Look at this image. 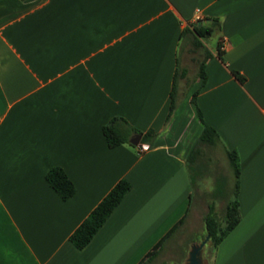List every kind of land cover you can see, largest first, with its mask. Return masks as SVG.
Listing matches in <instances>:
<instances>
[{"label":"crops","instance_id":"1","mask_svg":"<svg viewBox=\"0 0 264 264\" xmlns=\"http://www.w3.org/2000/svg\"><path fill=\"white\" fill-rule=\"evenodd\" d=\"M197 17L220 23L203 51L187 32ZM192 52L199 68L187 83ZM178 69L188 74L170 116ZM199 111L220 136L199 181L232 199L228 150L241 167V221L213 264H264V0H0V264H171L167 242L190 221L207 233L209 205L227 204L196 189L188 165ZM115 117L153 130V146L109 147L103 128ZM56 167L75 185L69 200L46 179ZM123 179L131 190L76 248L71 235Z\"/></svg>","mask_w":264,"mask_h":264},{"label":"trees","instance_id":"2","mask_svg":"<svg viewBox=\"0 0 264 264\" xmlns=\"http://www.w3.org/2000/svg\"><path fill=\"white\" fill-rule=\"evenodd\" d=\"M192 27L193 29L188 30L187 32H193L195 36L194 46L197 49L203 47L201 40L211 37L216 29L220 27V23L219 21L214 20L211 26L204 27L199 25V22H197L192 25ZM219 56L221 57V53H219ZM187 74V69H178L176 71L174 77V86L171 93L170 116L177 108V92L179 81L180 79L185 78ZM199 78L204 80L206 78L204 64L200 67ZM239 78L241 81H243V78ZM199 117L204 123V130L188 158V165L192 174L195 175V179H197L199 177V173L202 172L201 168L198 167L200 164V158L207 149L215 147L220 140L218 131L214 127L204 122L200 111ZM103 132L107 143L111 148H115L124 144H128L135 148V146H133L130 141L136 135L142 134L122 117L113 118L107 125L104 126ZM156 137L157 134L153 130H150L143 135L141 144L147 146V149H149V147L153 146ZM227 155L236 178L234 198L230 199V193L226 191L225 186H222V189L216 191L214 196L215 198H221L227 201L223 218H220V216L217 214L215 202H212L209 205L208 212L204 217L207 234L210 236L209 243L212 246L214 254L221 242L238 226L241 221L240 204L238 201L239 180L241 175L240 158L236 151L228 150ZM46 179L63 200H69L75 195V185L63 169L58 167L51 169L47 173ZM130 190L131 184L125 179L119 181L114 186V188L102 199V201L90 213L85 221L71 235L70 240L76 246V248L83 249L90 243L99 229L105 224V222L112 215L114 210L120 205ZM186 218L187 214L154 247L152 252L148 255V258L156 256L160 250H162L166 242L185 223Z\"/></svg>","mask_w":264,"mask_h":264},{"label":"rangeland","instance_id":"3","mask_svg":"<svg viewBox=\"0 0 264 264\" xmlns=\"http://www.w3.org/2000/svg\"><path fill=\"white\" fill-rule=\"evenodd\" d=\"M216 37H217V34H215L212 37V40L209 38V39H205V41H207L208 44L212 46V44L216 43V39H217ZM201 42L202 44L205 45L204 41L201 40ZM195 49L196 48L194 47L193 50L195 51ZM197 49L199 50L200 48H197ZM200 50L203 51V48ZM186 67L189 70V74L187 77V83H190L192 82L194 75L199 68V63L197 62V58L194 52H192L188 56ZM196 185H197L196 189L203 190V192L206 194L211 195L215 193L216 189L214 188L211 178H207L203 184L199 181V178H197ZM215 207H216L217 214L220 216V218H223L224 210H225V203L217 202ZM207 235L208 234L206 233L205 229L197 231L195 229V224L192 223V221L188 222V224L183 229H181L172 240L167 242V245H168L167 247H169L173 251L174 256H175V258L173 256L174 261H171V264H184L187 259V256L189 255V252L192 246L194 244L201 243L204 239H206ZM213 260H214V253H213L211 244L208 242V244L204 248L205 264H213Z\"/></svg>","mask_w":264,"mask_h":264},{"label":"water","instance_id":"4","mask_svg":"<svg viewBox=\"0 0 264 264\" xmlns=\"http://www.w3.org/2000/svg\"><path fill=\"white\" fill-rule=\"evenodd\" d=\"M143 135H136L131 139V144L135 147L141 145ZM210 241V236L207 235L206 239H204L201 243L194 244L189 252L188 258L185 264H205L204 261V248Z\"/></svg>","mask_w":264,"mask_h":264},{"label":"built area","instance_id":"5","mask_svg":"<svg viewBox=\"0 0 264 264\" xmlns=\"http://www.w3.org/2000/svg\"><path fill=\"white\" fill-rule=\"evenodd\" d=\"M201 20V17H197L196 19H195V21L193 22V24H195V23H197L198 21H200ZM225 47L224 46H222V48L221 49H224ZM147 151V148L146 147H144V146H141L140 148H139V152L142 154V153H145Z\"/></svg>","mask_w":264,"mask_h":264}]
</instances>
